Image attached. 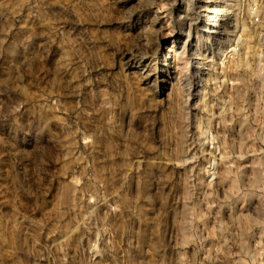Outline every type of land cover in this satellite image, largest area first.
Here are the masks:
<instances>
[{
    "label": "rangeland",
    "instance_id": "1",
    "mask_svg": "<svg viewBox=\"0 0 264 264\" xmlns=\"http://www.w3.org/2000/svg\"><path fill=\"white\" fill-rule=\"evenodd\" d=\"M245 1L235 54L198 38L225 68L196 82L180 0H0V264H264V0Z\"/></svg>",
    "mask_w": 264,
    "mask_h": 264
},
{
    "label": "bare ground",
    "instance_id": "2",
    "mask_svg": "<svg viewBox=\"0 0 264 264\" xmlns=\"http://www.w3.org/2000/svg\"><path fill=\"white\" fill-rule=\"evenodd\" d=\"M244 1L245 0H180V2L176 5L177 9L182 10L183 16L182 19H180V22L175 21L178 22L177 25L178 27L180 26L181 29L180 32L177 33L176 36H174L172 44L176 46L175 49H181L183 50V52L192 55V58L198 59L196 63L190 67V71L195 77L196 82L202 80L207 81L209 80V75L212 74V71L210 72V74L207 71L205 72L199 69V65L202 63V61L211 63L213 66H211V69L214 70L215 73L217 72L218 75V70L220 69L221 71L223 66V59H221L220 63L218 64L215 62L216 60L213 61V50L210 48V45L207 46L206 44H203L204 41H207L209 39L213 41L214 38H218L217 43L219 44V42H223V40L219 39L221 38L220 34L226 33L225 36L228 34V36L226 37V44L223 47H217L216 52L224 53L226 51V56L229 54L228 58L230 57V54L233 55L236 53V48L238 47L240 42V35L237 29L239 27H242L241 31H245V26L243 23L244 19L238 17V14L242 13L241 10ZM246 1L245 3H247ZM249 1L253 2L256 0ZM176 15V18L178 19L180 17L179 11L176 12ZM152 33L154 37H157L160 34L159 30L155 29L152 30ZM193 37L196 38L195 41L198 43V45L192 47L188 44V42L191 41ZM199 37H202V39L204 40L203 43H200V41L198 40ZM167 50L171 51L170 49ZM122 56L124 57V59L126 58L124 53L122 54ZM165 64L167 66L168 62H165ZM169 68L171 69V71L170 69H168V74L170 72L172 74H179V70L176 69L177 67L170 66ZM216 69L218 70L216 71ZM148 76L149 71L146 70L143 77L144 79H147Z\"/></svg>",
    "mask_w": 264,
    "mask_h": 264
}]
</instances>
